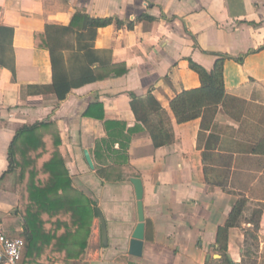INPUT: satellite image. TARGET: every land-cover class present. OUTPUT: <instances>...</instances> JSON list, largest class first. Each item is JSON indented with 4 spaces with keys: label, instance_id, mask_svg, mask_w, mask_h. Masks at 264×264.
<instances>
[{
    "label": "crops",
    "instance_id": "obj_1",
    "mask_svg": "<svg viewBox=\"0 0 264 264\" xmlns=\"http://www.w3.org/2000/svg\"><path fill=\"white\" fill-rule=\"evenodd\" d=\"M75 11L124 24L140 15L153 19L132 29L99 28L94 48L125 64L126 73L73 88L59 101L49 51L35 45V33L68 24ZM0 26L13 30L8 65H0V231L23 230L7 148L17 130L41 121L56 125L73 184L101 211L82 261L55 260L63 253L47 244L25 264H226V256L229 264H264V154L250 152L264 133V0H0ZM190 59L208 71L221 62L225 94L215 108L178 124L170 99L200 85ZM148 90L170 115L174 141L154 147L146 130L134 133L127 154L137 175L103 181L93 155L95 140L106 136L99 115L133 126L128 93ZM133 177L143 185L139 257L128 253L138 223ZM242 200V213L227 227ZM256 208L262 212L255 240L245 231Z\"/></svg>",
    "mask_w": 264,
    "mask_h": 264
},
{
    "label": "trees",
    "instance_id": "obj_2",
    "mask_svg": "<svg viewBox=\"0 0 264 264\" xmlns=\"http://www.w3.org/2000/svg\"><path fill=\"white\" fill-rule=\"evenodd\" d=\"M142 19L152 20L153 17L140 15L124 24L117 18L93 17L84 11H75L68 24L49 23L42 31L36 32L35 45L47 49L50 54L51 87L58 100H64L73 88L125 74L126 65L112 63L99 55L94 48V40L99 28L115 23L118 27L125 25L132 29ZM12 34V28L0 26L1 66L8 65L7 51L11 48ZM65 52L70 53L68 59ZM220 63L216 64L214 70L208 71L189 60L190 68L199 76L200 85L183 90L170 99L169 108L176 123L196 119L205 109H213L222 101L225 90ZM10 70L13 72V66H10ZM128 95L135 118L133 126L128 127L125 121L104 119L102 113L99 115L103 120L106 136L95 140L93 155L96 173L103 181H120L124 172L137 175L128 164L127 154L134 133L146 130L154 147L174 141L170 115L151 91L148 90L145 95L134 92H129ZM93 109L94 107L90 110L88 108L84 114H89ZM59 144L56 125L41 121L24 125L17 130L7 148V171L14 173V190L20 196L16 214L23 219V230L20 236H16L14 232L6 236L23 238V264L31 259L37 248L47 244H52L53 249L63 253L62 259L58 257L55 260L82 261L92 219L101 214L99 208L73 184L59 153ZM250 152L264 154V133L251 145ZM243 209L242 200L234 208L237 213L231 216L227 227L234 226L235 218L237 220ZM261 212V208L253 210L249 221L252 227L245 231L255 240ZM226 231L224 229L221 232ZM224 261L229 264L227 256Z\"/></svg>",
    "mask_w": 264,
    "mask_h": 264
},
{
    "label": "water",
    "instance_id": "obj_3",
    "mask_svg": "<svg viewBox=\"0 0 264 264\" xmlns=\"http://www.w3.org/2000/svg\"><path fill=\"white\" fill-rule=\"evenodd\" d=\"M84 155L87 161V164L91 169H93L94 165L92 159L88 153V151H84ZM130 182L133 185L134 194L136 198L137 205V215H138V223L131 235V239L129 242L128 253L133 256H141L142 255V247H143V239H144V210H143V185L142 181L138 177H133L130 179ZM234 264V263H231Z\"/></svg>",
    "mask_w": 264,
    "mask_h": 264
},
{
    "label": "built area",
    "instance_id": "obj_4",
    "mask_svg": "<svg viewBox=\"0 0 264 264\" xmlns=\"http://www.w3.org/2000/svg\"><path fill=\"white\" fill-rule=\"evenodd\" d=\"M23 247V238L7 237L0 231V264H23Z\"/></svg>",
    "mask_w": 264,
    "mask_h": 264
}]
</instances>
